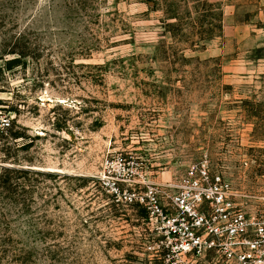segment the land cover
Segmentation results:
<instances>
[{
  "label": "rangeland",
  "instance_id": "rangeland-1",
  "mask_svg": "<svg viewBox=\"0 0 264 264\" xmlns=\"http://www.w3.org/2000/svg\"><path fill=\"white\" fill-rule=\"evenodd\" d=\"M180 1L0 0V264L181 259L142 198L203 159L264 219V0Z\"/></svg>",
  "mask_w": 264,
  "mask_h": 264
},
{
  "label": "built area",
  "instance_id": "built-area-1",
  "mask_svg": "<svg viewBox=\"0 0 264 264\" xmlns=\"http://www.w3.org/2000/svg\"><path fill=\"white\" fill-rule=\"evenodd\" d=\"M175 187L142 198L168 263L171 256L182 257L171 264H182L214 254L218 264H264V219L235 201L232 183L213 173L206 159L190 165Z\"/></svg>",
  "mask_w": 264,
  "mask_h": 264
},
{
  "label": "trees",
  "instance_id": "trees-1",
  "mask_svg": "<svg viewBox=\"0 0 264 264\" xmlns=\"http://www.w3.org/2000/svg\"><path fill=\"white\" fill-rule=\"evenodd\" d=\"M190 3L197 4V7H199V9L202 12H204L205 14L209 13V11L212 10V8H211L212 5L209 4L207 0H181L180 3H176V7H177L178 10H182V11H187L188 10L189 11L190 10ZM205 7H209V8H205ZM196 12H198V11H196ZM198 13L202 14L201 12H198ZM183 14H184L183 12L178 11L177 16L175 17L176 20L179 22V25L181 27H182V22L185 20V18H188V16H186V14H185V16H183ZM219 28L221 30V26ZM210 37H212L211 36V30L208 29L206 32H204V34H202L200 36V41L203 43L207 39H209ZM9 53L20 55V57H25L26 56L25 53L22 52V51H10ZM19 61H20V59L17 56H15V58L7 60V65L14 66Z\"/></svg>",
  "mask_w": 264,
  "mask_h": 264
}]
</instances>
